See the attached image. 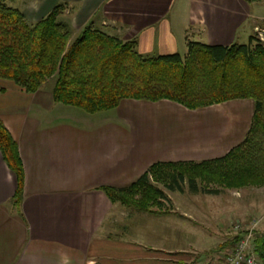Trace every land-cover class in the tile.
<instances>
[{"label":"crops","instance_id":"0c3cea01","mask_svg":"<svg viewBox=\"0 0 264 264\" xmlns=\"http://www.w3.org/2000/svg\"><path fill=\"white\" fill-rule=\"evenodd\" d=\"M15 2L28 23L63 2L59 18L72 36L90 25L134 41L135 51L148 57L183 55L187 42L227 46L252 35L264 41V0ZM0 88V121L23 171L16 207L15 177L0 157V264H169L168 254L177 252L153 246L149 219L139 216L159 214L123 210L98 188L126 187L154 163L224 156L243 139L253 107L248 99L194 110L123 99L87 114L53 102L51 88L28 94L2 80Z\"/></svg>","mask_w":264,"mask_h":264},{"label":"trees","instance_id":"16d2710c","mask_svg":"<svg viewBox=\"0 0 264 264\" xmlns=\"http://www.w3.org/2000/svg\"><path fill=\"white\" fill-rule=\"evenodd\" d=\"M0 0V80L25 93L53 80L51 99L87 114L114 109L119 101L167 100L188 110L236 99L252 101L249 127L224 156L198 163L151 164L123 188L98 189L124 210L163 214L164 192L217 195L222 189L264 185V41L255 35L227 46L187 42L183 55L143 56L134 41H121L90 25L75 36L59 16L63 2L28 23ZM3 89L0 88V93ZM0 157L15 177L11 197L21 199L23 171L16 144L0 121ZM234 239V238H233ZM264 264V238L253 239Z\"/></svg>","mask_w":264,"mask_h":264},{"label":"rangeland","instance_id":"374dc122","mask_svg":"<svg viewBox=\"0 0 264 264\" xmlns=\"http://www.w3.org/2000/svg\"><path fill=\"white\" fill-rule=\"evenodd\" d=\"M9 5L19 7L15 0ZM52 85L53 80H47L42 88ZM158 187L167 197L160 208L165 213L157 217L139 216L149 219L146 225L152 235H148V239L153 246L177 252L168 254L169 264H219L230 250L235 231L245 233L254 224L253 239L255 236L264 238V233H260L264 227V185L222 189L217 195L176 193ZM236 226L237 229H233ZM131 238L124 236L122 240L127 242Z\"/></svg>","mask_w":264,"mask_h":264},{"label":"built area","instance_id":"2783aa9c","mask_svg":"<svg viewBox=\"0 0 264 264\" xmlns=\"http://www.w3.org/2000/svg\"><path fill=\"white\" fill-rule=\"evenodd\" d=\"M245 230V233L235 231V236L230 250L226 253L219 264H260L254 253L252 227ZM233 229H237L233 227Z\"/></svg>","mask_w":264,"mask_h":264}]
</instances>
